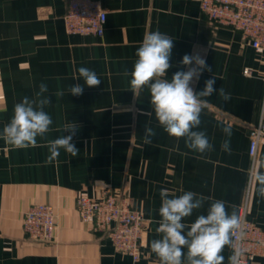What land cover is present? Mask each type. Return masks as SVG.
<instances>
[{"label": "crops", "instance_id": "crops-1", "mask_svg": "<svg viewBox=\"0 0 264 264\" xmlns=\"http://www.w3.org/2000/svg\"><path fill=\"white\" fill-rule=\"evenodd\" d=\"M101 2L107 21L104 35L96 37L67 34L69 0H0V134L14 105L24 97L37 99L41 83L51 101L44 110L53 120L35 147L17 149L0 138V264H160L151 242L160 238L156 228L162 188L169 198L183 191L211 198L184 221L192 223L213 200L225 201L228 212L234 208L239 216L250 186L248 219L264 228V197L250 179L249 156L250 130L261 115L264 51L245 42L241 32L210 21L200 0ZM157 30L174 44L166 78L187 70L179 64L185 54L199 53L211 71L191 85L194 90H203L205 81L215 77L214 87L230 94L227 101L218 91L205 98L208 107L194 129L205 132L211 151L189 149L184 138L163 130L148 87L137 96L131 91L136 51L145 33ZM80 67L94 71L100 85L86 86ZM246 68L252 75H245ZM75 84L83 86L82 95H71ZM58 91L64 95L57 96ZM67 123L79 125L72 140L78 156L60 149L59 157L48 163L47 142L68 135L62 132ZM146 124L156 132L148 145L143 142ZM225 126L232 128L230 153L221 149L229 139ZM261 159L263 146L257 154ZM107 189L128 198L146 220L139 261L119 252L106 233L94 231L79 217L76 198L97 199ZM40 204L56 214L51 242L31 240L23 228L26 213ZM222 255L229 264L231 248L225 247ZM251 264H264V258Z\"/></svg>", "mask_w": 264, "mask_h": 264}, {"label": "clouds", "instance_id": "clouds-1", "mask_svg": "<svg viewBox=\"0 0 264 264\" xmlns=\"http://www.w3.org/2000/svg\"><path fill=\"white\" fill-rule=\"evenodd\" d=\"M173 47V39L159 30L145 33L136 51L137 59L130 80L131 91L137 96L144 87H148L152 110L163 130L169 136L184 138L185 146L189 149L199 153L211 151L213 145L205 132L194 129L199 128L201 112L208 107L205 98L218 91L219 96L227 101L230 94L222 87L218 90L214 87L215 77L205 81L203 90H194L191 85L199 81L205 70L211 71L206 59L199 53L185 54L179 64L188 66L187 70L176 71L171 79L166 78L172 67L170 60ZM78 71L86 86L100 85L101 80L94 71L86 67H80ZM83 90L80 84L69 89L74 96L82 95ZM47 91V85L41 83L36 93L37 99L24 97L22 102L15 104L13 116L4 126L0 138L17 149L37 146V137H44L53 124L51 116L44 110L51 103L43 95ZM56 95L63 96L64 93L58 91ZM141 115L145 113L141 112ZM146 115H151V112ZM78 128L79 125L75 123H67L62 132H68V135L47 142L50 153L48 163L59 157L60 149L72 157L78 156L79 149L72 143ZM222 131L229 139L223 141L221 149L230 153L232 128L225 126ZM155 136V130L146 124L144 144H151ZM250 179L257 186L259 195L264 197V159L255 162ZM160 197V220L156 228L160 238L151 242V251L158 257L160 264H224L222 253L225 247L232 249L229 264H241L243 249L238 242L243 240L244 233L241 230V218L234 208L229 213L225 201L213 200L206 214L198 215L192 223H185L186 218L203 208L205 201L211 198L192 191H183L181 195L169 198V191L163 188ZM184 249H187L186 254Z\"/></svg>", "mask_w": 264, "mask_h": 264}, {"label": "built area", "instance_id": "built-area-1", "mask_svg": "<svg viewBox=\"0 0 264 264\" xmlns=\"http://www.w3.org/2000/svg\"><path fill=\"white\" fill-rule=\"evenodd\" d=\"M200 9L214 24L241 32L245 42L257 51H264V0H200ZM106 21L107 12L101 0H69L64 18L67 34L102 37ZM244 73L252 75L249 68ZM260 111L259 122L250 130V175L258 150L264 147V90ZM249 198L250 186L245 202L239 208L244 233L243 240L238 242L243 249L241 264H251L258 258H264V228L248 219ZM76 209L82 222L93 225L96 232L106 233L119 252L131 256L134 261L140 260L146 220L133 209L128 198L107 189L97 199L78 196ZM56 227L54 209L43 204L32 206L23 221L25 233L36 242H51Z\"/></svg>", "mask_w": 264, "mask_h": 264}]
</instances>
